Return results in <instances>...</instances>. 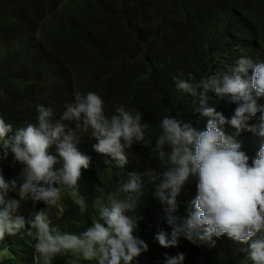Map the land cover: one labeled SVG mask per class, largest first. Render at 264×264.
<instances>
[{
    "label": "trees",
    "instance_id": "obj_1",
    "mask_svg": "<svg viewBox=\"0 0 264 264\" xmlns=\"http://www.w3.org/2000/svg\"><path fill=\"white\" fill-rule=\"evenodd\" d=\"M241 56L264 60V0H0V117L13 131L36 122L37 105L51 107L53 119H58L66 103L91 91L102 97L109 117L121 105L133 114L139 112L145 134L144 141L126 149L128 163L120 168L111 156L94 151L97 141L90 138V130H78V148L91 158L78 181L79 201L86 211L81 214L79 201L68 194L61 207L34 202L29 195L12 214L22 216L25 227L0 240V264H33L36 241L28 232L36 229L29 222L42 209L53 228L79 234L99 219L98 209L110 197L127 198L118 188L132 172L142 174L141 186L131 194L137 200L136 210L126 214L136 218L133 235L148 245L132 264H165V253L180 252L185 254L183 264H253L242 250L247 246L226 235L213 237L214 246L211 241L193 244L183 237L177 247L160 246L155 239L159 231L171 238L164 211L168 205L161 201L156 184L143 175L165 168L143 146L149 142L154 147L164 116L189 122L198 130H204L209 119L193 111L196 98L176 89L172 76L198 82L222 75ZM208 101L228 118L237 106L211 91ZM258 103L264 104V97ZM223 129L241 143L251 164L260 138L247 130L237 135L228 124ZM12 161L11 152L0 160L4 179L10 183L22 168ZM196 183L190 177L181 188L176 215L185 217L192 210ZM58 187L61 190L62 185ZM51 264L97 262L59 254Z\"/></svg>",
    "mask_w": 264,
    "mask_h": 264
},
{
    "label": "clouds",
    "instance_id": "obj_2",
    "mask_svg": "<svg viewBox=\"0 0 264 264\" xmlns=\"http://www.w3.org/2000/svg\"><path fill=\"white\" fill-rule=\"evenodd\" d=\"M172 80L176 89L196 98L193 111L209 119L205 129L198 130L189 122L164 116L154 147L149 142L143 144L165 164L163 172L152 169L143 173L148 182L156 184L157 194L168 205L164 211L171 238L159 231L155 239L164 248L177 247L180 237L193 244L211 241L214 246L213 237L226 235L247 246L242 250L253 264H264V104L258 103L264 97V60L241 56L222 75L213 74L198 82L173 75ZM209 91L219 100L237 105L230 118L209 106ZM36 111L35 123L15 131L0 117V160L11 152L12 163L22 165L18 176L11 180L12 188H16L17 180L21 181L20 199L6 198L9 184L0 168V240L6 235L15 236L25 227L22 216L12 215L21 206V200L30 195L34 202L55 206L60 200L58 185L77 187L82 169H87L91 160L78 148V130H90V138L97 141L92 146L94 151L111 156L120 168L128 163L126 149L145 140L139 112L133 114L121 105L109 117L102 97L95 92L76 95L73 103H66L58 119H53L51 107L37 105ZM65 121H74L75 127ZM225 124L234 128L237 135L247 130L260 138L251 164L241 143L224 131ZM129 175L130 179L118 188L128 194L127 198L110 197L109 203L98 209L99 219L79 234L60 232L50 225L43 209L37 213L35 220L29 222L36 231L28 232L36 241L33 264H51V259L59 254L95 260L97 264H132L135 257L147 251V243L133 235L138 227L136 218L126 214L137 208V200L131 194L138 192L142 174ZM190 177L197 180V192L191 202L192 210L181 217L175 214L177 197ZM78 203L83 214L85 204ZM165 256V264H183L185 259L183 252Z\"/></svg>",
    "mask_w": 264,
    "mask_h": 264
},
{
    "label": "rangeland",
    "instance_id": "obj_3",
    "mask_svg": "<svg viewBox=\"0 0 264 264\" xmlns=\"http://www.w3.org/2000/svg\"><path fill=\"white\" fill-rule=\"evenodd\" d=\"M65 123H68L70 127L75 126L74 121L73 122L65 121ZM5 182L9 184V189H8L6 198H11L12 195L18 196L19 186L16 185V188H12L10 182H8V181H5ZM0 191H3V190H0ZM78 191H79V183L75 189L69 188L66 185H62L61 190H60V200L58 201L57 206L61 207L62 199H63L65 194L71 195L76 201L81 200V196H80Z\"/></svg>",
    "mask_w": 264,
    "mask_h": 264
},
{
    "label": "bare ground",
    "instance_id": "obj_4",
    "mask_svg": "<svg viewBox=\"0 0 264 264\" xmlns=\"http://www.w3.org/2000/svg\"><path fill=\"white\" fill-rule=\"evenodd\" d=\"M69 209V208H68ZM73 212V211H72Z\"/></svg>",
    "mask_w": 264,
    "mask_h": 264
}]
</instances>
